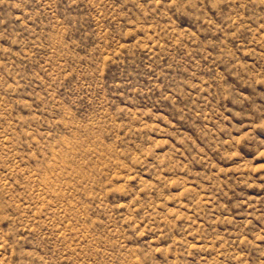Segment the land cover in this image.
Listing matches in <instances>:
<instances>
[{
	"label": "rangeland",
	"instance_id": "rangeland-1",
	"mask_svg": "<svg viewBox=\"0 0 264 264\" xmlns=\"http://www.w3.org/2000/svg\"><path fill=\"white\" fill-rule=\"evenodd\" d=\"M0 264H264V0H0Z\"/></svg>",
	"mask_w": 264,
	"mask_h": 264
}]
</instances>
